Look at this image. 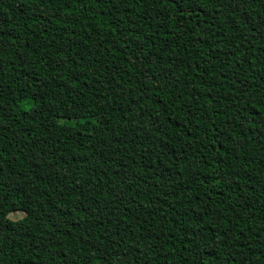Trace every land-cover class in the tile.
Masks as SVG:
<instances>
[{
  "label": "trees",
  "instance_id": "1",
  "mask_svg": "<svg viewBox=\"0 0 264 264\" xmlns=\"http://www.w3.org/2000/svg\"><path fill=\"white\" fill-rule=\"evenodd\" d=\"M0 264H264V0H0Z\"/></svg>",
  "mask_w": 264,
  "mask_h": 264
},
{
  "label": "rangeland",
  "instance_id": "2",
  "mask_svg": "<svg viewBox=\"0 0 264 264\" xmlns=\"http://www.w3.org/2000/svg\"><path fill=\"white\" fill-rule=\"evenodd\" d=\"M57 120L51 118L50 119V123L51 124H56ZM12 216V223L15 226L21 227V226H26L27 225V221L28 219L25 217V215L23 213H14L11 215Z\"/></svg>",
  "mask_w": 264,
  "mask_h": 264
},
{
  "label": "clouds",
  "instance_id": "3",
  "mask_svg": "<svg viewBox=\"0 0 264 264\" xmlns=\"http://www.w3.org/2000/svg\"><path fill=\"white\" fill-rule=\"evenodd\" d=\"M8 219H9V220H11V219H12V216H11V215H9Z\"/></svg>",
  "mask_w": 264,
  "mask_h": 264
}]
</instances>
